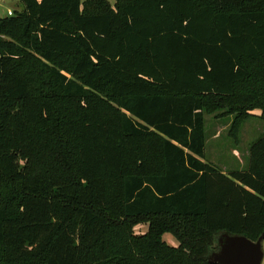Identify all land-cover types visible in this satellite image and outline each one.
Returning a JSON list of instances; mask_svg holds the SVG:
<instances>
[{"label": "trees", "instance_id": "trees-1", "mask_svg": "<svg viewBox=\"0 0 264 264\" xmlns=\"http://www.w3.org/2000/svg\"><path fill=\"white\" fill-rule=\"evenodd\" d=\"M20 2L0 17V264H210L222 234L264 237V133L246 171L205 162L206 111L264 116V0Z\"/></svg>", "mask_w": 264, "mask_h": 264}, {"label": "rangeland", "instance_id": "rangeland-1", "mask_svg": "<svg viewBox=\"0 0 264 264\" xmlns=\"http://www.w3.org/2000/svg\"><path fill=\"white\" fill-rule=\"evenodd\" d=\"M114 5V0H108ZM23 11L20 0H0V17H7ZM254 116L236 119V114L226 108L205 112L207 131L206 160L224 173L243 172L248 168L249 149L264 133V116L259 110L253 111ZM136 233L147 231L146 225H139ZM164 240L171 246L178 242L167 234ZM264 249V245H263ZM264 264V261H263Z\"/></svg>", "mask_w": 264, "mask_h": 264}, {"label": "water", "instance_id": "water-1", "mask_svg": "<svg viewBox=\"0 0 264 264\" xmlns=\"http://www.w3.org/2000/svg\"><path fill=\"white\" fill-rule=\"evenodd\" d=\"M264 237L253 242L245 236L222 234L217 240V250L210 257V264H263Z\"/></svg>", "mask_w": 264, "mask_h": 264}, {"label": "built area", "instance_id": "built-area-1", "mask_svg": "<svg viewBox=\"0 0 264 264\" xmlns=\"http://www.w3.org/2000/svg\"><path fill=\"white\" fill-rule=\"evenodd\" d=\"M12 15H13V12H9V13H8V16H12Z\"/></svg>", "mask_w": 264, "mask_h": 264}, {"label": "crops", "instance_id": "crops-1", "mask_svg": "<svg viewBox=\"0 0 264 264\" xmlns=\"http://www.w3.org/2000/svg\"><path fill=\"white\" fill-rule=\"evenodd\" d=\"M263 245H264V243H263Z\"/></svg>", "mask_w": 264, "mask_h": 264}]
</instances>
